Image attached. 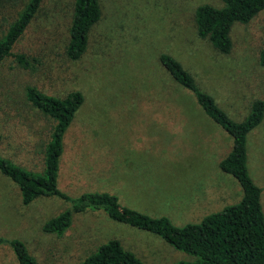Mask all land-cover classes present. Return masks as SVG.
I'll use <instances>...</instances> for the list:
<instances>
[{"label":"rangeland","instance_id":"rangeland-1","mask_svg":"<svg viewBox=\"0 0 264 264\" xmlns=\"http://www.w3.org/2000/svg\"><path fill=\"white\" fill-rule=\"evenodd\" d=\"M24 2L17 0L8 14ZM72 3L41 0L11 47L12 54H24L30 65L21 68L11 56L9 70L0 73V155L20 166H36L38 159H25L21 142L31 137L38 149L47 139L51 122L24 102L25 84L53 95L78 90L83 100L61 140L56 174L60 191L70 197L88 191L114 194L121 205L151 217L165 216L176 226L198 223L204 216L182 220L177 203L182 186L190 194L206 189L216 197L227 187V198L214 211L237 202V181L218 167L231 148V137L201 111L188 90L168 77L157 56L165 52L175 58L200 89L240 120L253 100L264 101V65L258 62L264 8L248 22L231 25V46L223 54L196 36L192 20L196 6L218 7L221 0H99L100 18L88 34L87 48L69 61L63 45ZM149 94L163 96L150 100L156 107L150 113L147 102L129 101V95ZM165 101L196 115L184 128L176 118L180 142L167 149L165 142L178 138L164 136L159 105ZM245 148L247 171L261 188L264 215V109L261 121L246 135ZM69 206L57 196H38L23 205L16 185L0 174V237L20 240L38 264H77L109 238L118 239L145 264L194 259L149 231L110 219L101 209L73 213L72 223L59 235L42 230L47 219ZM0 264H17L7 243L0 244Z\"/></svg>","mask_w":264,"mask_h":264},{"label":"trees","instance_id":"trees-1","mask_svg":"<svg viewBox=\"0 0 264 264\" xmlns=\"http://www.w3.org/2000/svg\"><path fill=\"white\" fill-rule=\"evenodd\" d=\"M16 2L0 0V73L9 70L7 58L11 56L21 68L30 65L24 54H12L10 50L41 0H25L11 16L8 10L16 6ZM263 8L264 0H221L218 7L198 5L192 15L195 34L208 41L213 49L225 54L231 46V25L248 22ZM100 12L99 0H73L63 45V55L67 60L75 61L83 55L88 34L100 18ZM157 61L172 81L192 94L203 113L231 137V148L218 162V167L237 181L241 189V197L237 202L203 216L198 223L176 226L165 216L151 217L125 207L114 194L107 192L88 191L76 197L66 195L57 188V163L62 135L83 96L78 90L53 95L32 84L23 86L22 97L36 113L50 120L47 139L38 149L30 142L31 137L21 142L23 150H26L25 159H38L36 166L32 162H29V166H20L0 155V174L16 185L23 205L38 196H57L69 202V208L43 223L44 232L59 235L72 223L73 213L101 209L110 219L149 231L174 249L194 257L191 261L178 260L173 264H264L261 188L252 181L247 171L245 148L247 133L261 121L264 101L253 100L247 114L240 120H234L215 103L210 94L198 87L192 75L175 58L160 52ZM258 62L264 65V45L258 51ZM4 243L12 249L17 264H38L20 240L0 237V244ZM77 264L145 263L124 249L118 239L109 238L84 255Z\"/></svg>","mask_w":264,"mask_h":264},{"label":"crops","instance_id":"crops-1","mask_svg":"<svg viewBox=\"0 0 264 264\" xmlns=\"http://www.w3.org/2000/svg\"><path fill=\"white\" fill-rule=\"evenodd\" d=\"M167 93L164 94L165 98L166 97L168 98ZM129 96H130L129 101L133 104L135 102H139V101L147 102L148 104L146 103V105L144 107L146 108V110L149 113H150V111L152 112L153 107H155V104H151L150 100L153 101V99H156L158 97H163L162 95L157 96L156 94L129 95ZM149 104L151 105L150 108H149ZM160 106H162L160 109L161 116H162V118L165 119L164 136L168 137V135H171V136L175 135L178 138L176 140L175 137H171V139H169L170 142H168V140H167L165 142V148L167 149V146L169 144L174 145L180 138V136H177V134H176V133L180 134V130L178 129L177 124H176V121H177L176 118H180L182 120V128H184L191 123L190 121L194 120V117H196V115L194 113H189V112H188V114H185L180 109L169 105L167 101L162 102L159 105V107ZM163 114H164V117H163ZM194 125H199V124H194ZM182 134H185V132H182ZM182 139H183V135L181 136V140ZM178 142H180V140ZM190 193H191L190 190H188L187 187H184V186L179 188V190L177 192L178 213L182 217V220H184V222L186 221V216H203V215L205 216L209 213L215 212L214 210H215L217 204L218 203L223 204L224 200L227 198V187H225V189L222 191V193L219 197L211 195V192L207 193L206 189H204V192H202V193L200 192V194H197V193L190 194ZM223 206H225V205H223ZM184 224H186V223H184Z\"/></svg>","mask_w":264,"mask_h":264}]
</instances>
